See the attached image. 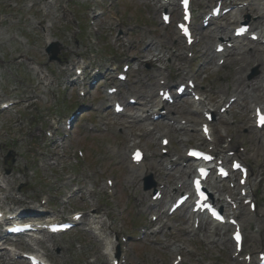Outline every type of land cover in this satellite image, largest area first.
Instances as JSON below:
<instances>
[{"label": "rangeland", "instance_id": "rangeland-1", "mask_svg": "<svg viewBox=\"0 0 264 264\" xmlns=\"http://www.w3.org/2000/svg\"><path fill=\"white\" fill-rule=\"evenodd\" d=\"M231 1L234 4L240 0ZM211 5L212 0H194L195 15L208 12ZM245 15L258 17L251 8L242 12ZM226 18L229 24L231 15ZM213 32V27L205 30L207 37ZM50 43H58L60 63L48 61L45 49ZM214 43L215 39L200 40L189 61L173 25L161 24L154 0H0V102L15 103L0 116V206L10 210L19 207L24 219H34L38 212L52 219H69L74 212L84 214V224L70 233L9 241L16 251L36 252L47 264H107L102 242L88 231V224L95 222L108 236L139 237L141 231L145 232L141 242L131 240L124 247L127 264H170L173 247L180 248L184 264H236L231 258L232 244L223 231L217 229L212 237L207 225L202 231L190 233L188 212L168 218L166 227L155 234L161 226L158 214L166 207L168 193L176 181L185 179L184 173L176 172L178 169L172 173L165 170L159 134L170 139L172 155L180 157L186 147L207 144L196 128L186 131L169 126L167 119L149 124L136 117L162 68L169 69L173 81L180 77L182 67L190 70L198 90L214 107L224 100L228 87L239 85V101L215 126L246 151V162L256 174L252 182L258 186L259 207L264 206V150L260 139L257 142V133L249 128L251 101L243 93L247 84L257 86V60L264 47L249 44L255 50L248 52L249 56L238 53L237 48L226 64L217 68V59L209 48ZM123 64H129L130 71L119 98L125 101L133 90L139 105L116 116L111 107L107 108L112 100L105 90L118 85L114 74ZM76 68L82 75L77 76ZM95 68L109 77L98 80L90 89ZM252 70L257 74L247 83ZM86 90L90 93L78 96ZM190 101L186 97L172 107L179 114L201 119L200 114L190 112ZM86 106L103 113L86 110ZM79 108L84 111L68 134L64 120ZM133 141L148 149L144 164L151 168L155 182L166 185L156 212H145L148 191L143 190L142 180L130 175L127 148ZM78 150L82 156L77 155ZM9 152L15 155V164L6 175L9 167L3 166V157ZM181 161L184 163V159ZM106 179L113 181V188L106 186ZM225 190H229L228 183L223 184ZM152 215L158 216L157 222L151 221ZM249 227L244 228L245 252L259 249L258 240L251 235L256 223ZM261 231L263 234L264 228ZM0 264L27 263L2 256Z\"/></svg>", "mask_w": 264, "mask_h": 264}, {"label": "bare ground", "instance_id": "bare-ground-1", "mask_svg": "<svg viewBox=\"0 0 264 264\" xmlns=\"http://www.w3.org/2000/svg\"><path fill=\"white\" fill-rule=\"evenodd\" d=\"M242 2H251L252 4H254V5L256 6V10L258 11L259 15H260V16H264V0H242ZM160 6H162V5L160 4ZM171 6H172V5L168 4V7H171ZM234 12H235V15H234V21H238L240 17H239L238 15H236V13H237V12H240V10H239V11H238V10H234ZM252 26L255 28L254 31L259 32L260 39H261V40H264V26H263V27H259L258 23L255 22V21H252ZM215 27H216L217 29H223V26H220V25H215ZM178 36H179V35H178ZM231 38H232V36H231ZM231 38H229V36L226 35V34H224L223 36H221V39H222V40L231 39ZM219 57L222 58V56H219ZM257 69H258V72H259V75H260V80H261V81H260V84L257 86V88H259L260 90H263V91H264V80H263V78H264V76H263L264 69L262 68L261 60L258 62ZM182 72H185V74L187 73V71H186L185 69H183ZM185 74L183 73L182 75H185ZM158 75H159V77H160L159 80H168L167 78H169V70L166 68L165 70L160 71V73H159ZM167 84H169V82H167ZM160 89H162V88L159 87V88L156 90V93H157V91L160 90ZM228 91H230L231 93H233V95L235 96V94H236V88H235L234 86H232L231 88H229V89L227 90V92H228ZM248 94H249L250 99L252 100L251 102L254 103V106H255V105H259V106H262V107L264 108V95H260V94L256 93V88H255V86H254L253 84H250V85L248 86ZM224 95H225V93H224ZM117 96H118V93L112 95L111 98L116 99ZM135 97H137L136 94H134V96H129L127 99H129V98H135ZM147 104H148V103H147ZM149 104H150V101H149ZM161 104H162L161 101L158 99V101L156 102L155 105L151 106L149 109H146V110L140 111V113H141V114H140V119L147 118V115H149V114H153L154 112H157L158 109H159V106H160ZM192 105H193V107H194L195 112H198L199 110H202L203 107H205L203 101H199V102H197V103L194 102V101H192ZM226 113H227V112H226ZM165 116L168 117L169 120H172V121H174V122L177 123V124H178L179 120H181V119H182V120L185 119V120H186V123H187V124H190V125L193 126V127H196L197 125H200V124H201V123H198L197 120L188 119V118H187V119H186V118H182V117H180L179 115L175 114V113H174L173 111H171L170 109H168L167 115H165ZM217 116H218V114H217ZM143 120H145V119H143ZM209 126H210V136H211L212 139H213V144H214L215 149H216V151L218 152V154L224 156L226 152H228V151H232V149L234 148V145H235L234 143H229V145L226 146L225 149H219V148H217L218 141H219L220 139L223 138V135H222V133H220V132L218 131L217 128L214 127V125L210 124ZM187 127H190V126H187ZM150 130H151V129H150ZM132 144H133V146H134L135 143L133 142ZM135 147H136V146H135ZM135 147H134V148H135ZM226 148H227V149H226ZM244 156H245V155H241V154L236 153V157H238L239 159H242ZM224 157H226V156H224ZM179 159H180V157L177 156V158H176V162H177V164L174 163L175 166L178 165V160H179ZM173 160H174V158H171V160H169V162L171 163ZM243 160H244V158H243ZM128 166H129V168L131 169V173H132V174H131V177H135V176H136L135 178H137V179H141V178H143V177H145V176H147V175L150 174V169H149L146 165H144V164H141V165H139V166L136 167V166H134L133 164H131V162H129ZM189 172H190V171H187L186 174H189ZM215 185H216V184H213V185H211V187H212L213 190H217V191H218V187L215 186ZM242 188H245V190L247 191L248 195H254L255 192H256V187H255L253 184H251L250 182H248V181L246 182V185H245L244 187H240V186L237 184L236 189L238 190V192H239L240 189H242ZM228 194L231 195V196L233 197V200L235 201V203H236V205H237V211H233V215L236 216V217L238 218V216H240V215H239L240 212L243 210V204H242V201H243L246 197L241 198L240 194H239L240 197H237V196L235 197V194H234L233 190L229 191ZM219 197H220V196H219ZM219 197H218V198H219ZM218 198H216V200H218ZM221 203H222V202H221ZM247 211H248V209H247ZM42 214H43V213L39 214L38 216H39L40 218H43L44 215L42 216ZM262 214H263V212L258 211V212L256 213L255 216H260V215H262ZM190 215L192 216V219H194L195 216L192 215L191 213H190ZM255 216L251 215V213H250L249 211L246 212V213H244V216L241 217V219H240V224H241V225L249 226V222H250V221H253L254 218H255ZM205 223H206V220H202V221L200 222L201 225H203V224H205ZM201 225H200V227H201ZM257 225L260 226L261 224L257 223ZM213 226L215 227V226H217V224H214ZM200 227H199V228H200ZM226 227H227V225L221 227V228H223L224 231H225V232H224V235H225V236H226V229H227ZM260 227L263 228L262 225H261ZM192 228H193V223H192ZM199 228H198V229H199ZM191 231H193V230H191ZM213 233L216 234L215 231H213ZM105 240H107V239L105 238L104 241H105ZM112 247H113V243H112V241H111V242L109 243V246H108V248L110 249V252H109V255H108V256H110V257L113 256V248H112ZM263 248H264V245H263ZM174 250H175V251H179L180 248L174 247ZM0 255H1V254H0ZM1 257H2V256H1ZM112 260H114V258H113ZM112 260H111V261H112ZM243 264H245V261H243Z\"/></svg>", "mask_w": 264, "mask_h": 264}, {"label": "water", "instance_id": "water-1", "mask_svg": "<svg viewBox=\"0 0 264 264\" xmlns=\"http://www.w3.org/2000/svg\"><path fill=\"white\" fill-rule=\"evenodd\" d=\"M53 47H54V46H50L49 48H47V53H48L49 55H51V56L49 57V60H50V61H52V60H56V55H57V53H58L57 50H53ZM9 156H11V155H9Z\"/></svg>", "mask_w": 264, "mask_h": 264}, {"label": "snow or ice", "instance_id": "snow-or-ice-1", "mask_svg": "<svg viewBox=\"0 0 264 264\" xmlns=\"http://www.w3.org/2000/svg\"><path fill=\"white\" fill-rule=\"evenodd\" d=\"M261 122L264 123V117H261Z\"/></svg>", "mask_w": 264, "mask_h": 264}]
</instances>
